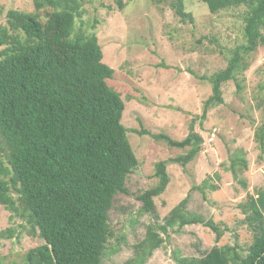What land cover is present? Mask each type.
<instances>
[{"label": "trees", "instance_id": "16d2710c", "mask_svg": "<svg viewBox=\"0 0 264 264\" xmlns=\"http://www.w3.org/2000/svg\"><path fill=\"white\" fill-rule=\"evenodd\" d=\"M201 1L210 13L245 9L244 43L234 47L223 69L208 77L211 94L203 102L205 117L210 108L224 103L225 82L235 81L240 90L238 76L248 68L247 56L259 46L264 48V0ZM32 2L33 12L9 9L0 25V150L4 153L0 205L42 239L19 264H101L114 236L108 211L114 196L127 192L126 178L138 165L128 129L120 121L125 105L108 84L114 70L102 62L96 34L74 30L75 19L83 12L82 0ZM117 4L120 9L124 6L121 0ZM171 5L182 21H192L183 0ZM136 132L186 149L171 159L182 166L198 155L203 142L192 125L179 140L161 132ZM254 138L263 152L264 121ZM229 168L233 175L247 168L241 150L231 158ZM154 175L157 183L136 196L141 202L139 214L154 213V197L169 182L166 161L156 162ZM209 179L196 188L216 190ZM239 182L246 186L245 180ZM187 202L186 195L162 222L155 217L123 264H145L169 231L179 232L187 225L209 228L218 242L227 227L189 210ZM238 208L252 234L247 246L237 241L214 245L200 256L177 250L173 252L175 264H264V189L248 193ZM11 236L10 229L0 231V237Z\"/></svg>", "mask_w": 264, "mask_h": 264}, {"label": "rangeland", "instance_id": "374dc122", "mask_svg": "<svg viewBox=\"0 0 264 264\" xmlns=\"http://www.w3.org/2000/svg\"><path fill=\"white\" fill-rule=\"evenodd\" d=\"M117 1L82 0L83 12L74 25V30L96 34L102 62L114 70L108 84L124 102L120 121L128 129L138 160L126 178L127 192L117 193L108 211L114 236L101 264H123L132 245L143 238L146 226L156 218L162 222L186 195L189 210L222 223L227 230L218 242L209 228L198 224L169 231L145 264H175L173 252L177 250L182 255L200 256L214 245L237 241L247 246L252 234L238 204L248 193L264 189V150L260 152L254 138L264 121L263 47L247 56L248 68L238 76L240 90L235 81L225 82L224 103L202 117L203 102L211 94L208 77L223 69L234 47L244 43V7L210 13L201 0H183L185 12L193 19L182 21L171 5L174 0H121L122 9ZM9 9L33 12L34 6L32 0H0V25ZM191 125L203 142L198 155L184 166L171 159L186 149L169 147L150 134L136 132H161L179 140ZM210 136L214 137L211 142ZM238 150L247 160V168L233 175L230 160ZM0 158H4L1 150ZM158 161H166L169 182L154 197V213L139 214L141 202L136 196L157 183L154 166ZM208 177L217 189H197ZM239 179L246 181L245 187ZM11 215L0 205V231H12L11 237H0L2 264L22 263L27 250L42 243L24 221ZM115 248L117 252L112 251Z\"/></svg>", "mask_w": 264, "mask_h": 264}, {"label": "built area", "instance_id": "2783aa9c", "mask_svg": "<svg viewBox=\"0 0 264 264\" xmlns=\"http://www.w3.org/2000/svg\"><path fill=\"white\" fill-rule=\"evenodd\" d=\"M212 140H213V136H210V137L208 138V141L211 142Z\"/></svg>", "mask_w": 264, "mask_h": 264}]
</instances>
